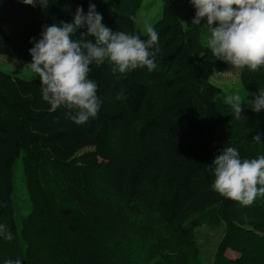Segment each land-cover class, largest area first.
Here are the masks:
<instances>
[{"label":"trees","instance_id":"trees-1","mask_svg":"<svg viewBox=\"0 0 264 264\" xmlns=\"http://www.w3.org/2000/svg\"><path fill=\"white\" fill-rule=\"evenodd\" d=\"M143 1L47 0L41 8L0 0V55L30 63L31 41L44 26L71 22L76 8L87 13L89 3L113 31L147 39L137 22ZM162 3L153 25L157 68L122 74L107 59L91 65L101 106L84 124L73 122L63 106L50 111L37 74L25 79L0 67V225L13 236L3 245L7 260L207 264L195 237L207 227L224 234L210 264H264V196L250 206L221 196L209 168L226 147L242 161L264 155V110L243 108L241 118H233L213 83L230 64L213 57L204 38L210 34L191 24L196 9L189 0ZM240 80L253 99L264 88V65L255 72L243 68ZM97 157L123 163H85ZM22 161L32 165L35 192L18 221L14 169ZM29 175L22 171L26 190ZM35 238L51 247L47 263L34 250ZM232 249L239 253L235 260L226 256Z\"/></svg>","mask_w":264,"mask_h":264},{"label":"clouds","instance_id":"clouds-1","mask_svg":"<svg viewBox=\"0 0 264 264\" xmlns=\"http://www.w3.org/2000/svg\"><path fill=\"white\" fill-rule=\"evenodd\" d=\"M22 2L33 7L49 6L47 0ZM189 2L196 9L191 24L199 26L205 21L203 25L210 30L207 45L215 59L253 72L264 65V0ZM145 31L147 39L113 31L103 23L94 3H89L87 13L82 6L77 7L71 22L61 20L45 25L41 38L31 41L32 61L26 66L40 78L42 99L51 106L50 111L63 106L78 125L97 116L101 101L97 82L89 78L93 64L100 67L107 59L122 74L145 66L149 71L155 70L158 34L151 25ZM252 96L251 100L242 99L239 93L225 97L224 103L231 106L234 119L241 118L244 102L256 113L264 110V88ZM120 98H124L123 94ZM253 138L260 140L261 136ZM209 168L215 177L212 187L221 196L242 206H250L258 195L264 196V155L242 161L235 148L226 147L218 152ZM0 235L5 240L13 239L6 225H0Z\"/></svg>","mask_w":264,"mask_h":264},{"label":"rangeland","instance_id":"rangeland-1","mask_svg":"<svg viewBox=\"0 0 264 264\" xmlns=\"http://www.w3.org/2000/svg\"><path fill=\"white\" fill-rule=\"evenodd\" d=\"M162 9H163V3L162 0H144L142 3V8L140 11V14L137 17V22L139 24L140 30L143 34H146V26L153 25L161 18L162 14ZM205 21H202V24L199 25L202 30L210 34V30L206 28L203 24ZM210 36V35H209ZM208 37L205 38V43L207 44V39ZM28 63L16 58L14 55H0V67L3 68L4 70L16 73L22 78L25 79H32L36 76L35 73H33L26 65ZM242 69H237L234 68L233 66L230 65V71H228L225 74H217L216 79L213 80V83L221 88L223 91L222 95L220 96V100L224 102V99L228 95H233L236 93H239L244 100H251L250 95L248 94L247 90L245 89L244 85L242 84L240 80V75H241ZM242 107L244 109H249V105L247 102L242 103ZM109 161L110 163L116 164V163H123V160L120 158L116 159H104L102 157H97L94 159H89L85 161L86 164H100ZM14 181H15V186H16V192H15V203H16V211H17V219L18 221H21V219L28 214V208L26 204L28 203V199L32 198L33 199V193L35 192V185H33L34 181V176L32 173V165L30 162L26 161L22 163H18L16 165V168L14 169ZM28 170H31V175H29ZM22 171L25 172V174L28 176L29 175V184H28V190H26L22 178ZM33 228L34 225H31L29 227L30 232L33 234ZM35 235L38 234L39 230H35ZM223 234V229L219 228L215 231L209 230L207 227H203L199 230H197V233L195 234L196 240L204 254L205 260L207 264H210L212 261V258L214 256V253L219 250V244L222 239ZM2 237V235L0 236ZM36 242H34L35 247L34 250L37 248L39 249L38 253L39 256L42 257V261L44 263H47L45 260L44 256H46L47 253L49 255L51 254V247L48 246L46 249V245L42 242V240H38L35 238ZM5 239L2 237L0 240V264H7L9 260H7L8 254L5 252L4 244H5ZM39 243V244H38ZM241 244V242L239 243ZM249 244V243H248ZM37 246V247H36ZM42 247V248H39ZM253 248V245L251 246ZM251 250V249H247ZM245 250V251H247ZM238 251L232 249V251L228 250L226 252V256L235 260L238 257ZM3 254V255H2ZM5 254V255H4ZM38 255V254H37ZM34 255V256H37ZM7 260V261H6Z\"/></svg>","mask_w":264,"mask_h":264}]
</instances>
